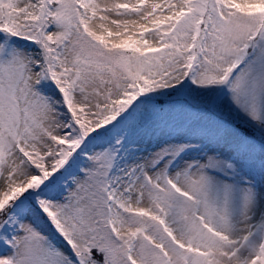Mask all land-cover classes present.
<instances>
[{"label": "snow or ice", "instance_id": "snow-or-ice-1", "mask_svg": "<svg viewBox=\"0 0 264 264\" xmlns=\"http://www.w3.org/2000/svg\"><path fill=\"white\" fill-rule=\"evenodd\" d=\"M0 264H264V0H0Z\"/></svg>", "mask_w": 264, "mask_h": 264}]
</instances>
